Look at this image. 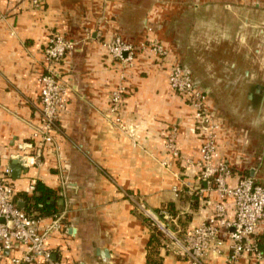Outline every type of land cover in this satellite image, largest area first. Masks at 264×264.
Returning a JSON list of instances; mask_svg holds the SVG:
<instances>
[{
    "label": "crops",
    "instance_id": "obj_1",
    "mask_svg": "<svg viewBox=\"0 0 264 264\" xmlns=\"http://www.w3.org/2000/svg\"><path fill=\"white\" fill-rule=\"evenodd\" d=\"M52 33L75 42L59 66L69 103L60 117L61 132L54 135L57 149L46 146L37 157L33 135L41 126L40 78ZM115 36L133 44L156 39L167 56L160 62L141 52L134 68H121L106 48ZM259 62L264 65V0H46L42 10L25 0H0V176L14 170L10 179L18 205L33 209L43 230L60 218V229L46 244L52 262L149 264L150 257L153 264H190L167 237L151 250L153 230L139 208L142 204L146 213L173 203L176 216L168 225L182 243L219 201L192 167L201 159L203 142L195 133L193 107L169 84L170 68L185 66L208 94L222 125L219 150L234 165L229 184L236 186L242 177L263 173L264 153L245 146L255 142L248 124L264 119V97L250 94L251 108L259 113L240 121L233 112L224 113L225 103L214 93L236 84L210 77L218 64H226L227 80L242 73L248 81L241 86L264 93L263 84L252 81ZM121 83L128 92L112 114L111 95ZM172 127L178 129L180 159L165 148ZM38 182L54 193L46 201L51 213L34 204L38 194L31 187ZM225 203L233 220V202ZM258 235L264 246V224ZM24 251L7 252L0 264H11ZM228 251L227 243L223 255L210 253L205 264H230ZM236 264L260 263L249 255Z\"/></svg>",
    "mask_w": 264,
    "mask_h": 264
},
{
    "label": "built area",
    "instance_id": "obj_2",
    "mask_svg": "<svg viewBox=\"0 0 264 264\" xmlns=\"http://www.w3.org/2000/svg\"><path fill=\"white\" fill-rule=\"evenodd\" d=\"M25 1L35 10H42L46 3V0ZM106 48L109 56L121 68H134L141 52H148L160 62L167 56L164 46L158 40L150 38L133 44L115 36L106 43ZM74 49L73 40L54 33L50 35L44 49V73L40 78L41 126L33 135L37 157L41 156L46 146L57 149L54 135L61 132L60 117L69 103V88L59 66ZM168 81L172 90L194 109L195 133L203 143L200 148L201 159L196 165L192 164V167L199 168L208 190L214 192L219 201L214 203L213 215L193 230L187 231L182 243L176 239L168 225L172 221L168 213H164L163 219L151 211H146V214L172 243L180 245L179 254L190 264H205L204 259L210 253L223 255L227 243V261L230 264H236L249 255L262 264L264 251L259 247L258 231L260 225L264 224V185L251 176L242 177L236 186L229 184L234 165L219 150L218 139L222 125L209 107L208 94L197 87L190 71L180 63L172 65ZM127 92L128 88L124 83L113 91L110 100L112 114L120 111ZM117 122L121 123V119L117 118ZM177 134L176 127L169 130L165 135V148L169 155L180 159L182 156L177 145ZM12 175L13 169L7 168L0 176V260L5 258L7 252L23 247L24 254L14 257L11 264H57L52 262V254L46 244L52 233L60 229V218L55 216L53 223L43 230L40 217L28 214L19 207L17 192L10 179ZM34 189L32 186L31 190ZM226 200L233 202V220L229 219Z\"/></svg>",
    "mask_w": 264,
    "mask_h": 264
},
{
    "label": "rangeland",
    "instance_id": "obj_3",
    "mask_svg": "<svg viewBox=\"0 0 264 264\" xmlns=\"http://www.w3.org/2000/svg\"><path fill=\"white\" fill-rule=\"evenodd\" d=\"M229 61V63L231 64V62H235V60H230L227 59ZM215 61V63L217 64V60H213ZM259 69H257V72L254 73V75L252 76L253 79L252 81H256L259 82L261 84H263L264 87V65L262 62H259ZM226 68V64H218V66L216 68H214V77H210V79H212L213 82H231V83H235L236 85H234V88L230 87V90H224V91H217L214 92L219 100L224 101L226 107L223 106L224 109V113H227L226 115H229V112H233L234 116H236V118H239V120L241 121V117L242 120H244L245 118L248 117H252L257 115L259 112L258 110H255L254 108H251L250 104H254V103H250V99L249 96L250 94H254V98H257V95L260 93V98L264 97V93L263 92H255V90H253V87H249L248 86H241V83H244L245 81L247 82L248 80H244L243 79V74L239 73V74H232L229 78V80H227V73L224 72ZM255 72V69H254ZM219 80V81H218ZM251 81V82H252ZM252 84V83H249ZM255 84V83H254ZM262 95V96H261ZM235 109L237 110V112L235 113ZM251 109L254 110V112H251ZM253 113V114H252ZM262 114H264V110L262 112ZM244 116V117H243ZM248 116V117H247ZM249 128L251 129V131L253 132V138L255 140L254 144L252 145L251 143L246 145L245 148H250L253 150V152H257L256 154L259 155V151L264 153V119H262L259 123H256L254 125H249ZM259 142V143H257ZM138 144V142H137ZM260 146V147H259ZM248 154H253V153H248ZM249 157V156H248ZM251 158V156L249 157ZM263 160H262V165H263V173L261 174V178L258 177L256 180L264 185V156H262ZM142 204L139 206L140 210H142Z\"/></svg>",
    "mask_w": 264,
    "mask_h": 264
},
{
    "label": "trees",
    "instance_id": "obj_4",
    "mask_svg": "<svg viewBox=\"0 0 264 264\" xmlns=\"http://www.w3.org/2000/svg\"><path fill=\"white\" fill-rule=\"evenodd\" d=\"M35 190L38 195L34 196L33 199L34 204L37 205L38 203H42L44 205V208L42 209L43 214L51 213L53 208L47 205L46 201L52 194H54L53 191L46 188L43 184H41V182H38L36 184ZM32 210L31 208H28L24 211H26L28 214H32L33 212ZM152 212L155 215H157L160 219L164 218V213H168L172 218L176 216L175 206L173 203H169L162 210H157V211L153 210ZM140 215L143 217V220L148 224V226L153 230V234L149 241V247L151 248V250H153L154 248L159 247L162 244L166 235L163 232H161V230L159 229L158 225L154 222V220L151 217H149L143 210H140ZM258 243L261 250L264 251V246L262 241L258 240ZM149 264H153V261L150 257H149Z\"/></svg>",
    "mask_w": 264,
    "mask_h": 264
},
{
    "label": "water",
    "instance_id": "obj_5",
    "mask_svg": "<svg viewBox=\"0 0 264 264\" xmlns=\"http://www.w3.org/2000/svg\"><path fill=\"white\" fill-rule=\"evenodd\" d=\"M13 172H14V170H13Z\"/></svg>",
    "mask_w": 264,
    "mask_h": 264
}]
</instances>
